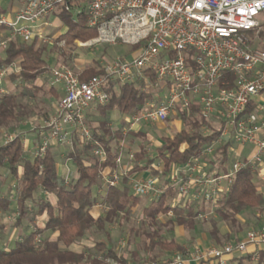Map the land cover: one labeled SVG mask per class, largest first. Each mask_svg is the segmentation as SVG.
<instances>
[{
    "label": "built area",
    "instance_id": "1",
    "mask_svg": "<svg viewBox=\"0 0 264 264\" xmlns=\"http://www.w3.org/2000/svg\"><path fill=\"white\" fill-rule=\"evenodd\" d=\"M76 1L24 0L18 10H0V27L23 43L36 39L49 43L50 38L39 30L48 26L49 17L60 6L66 12L81 13ZM85 5L87 25L97 36L79 46L125 45L139 47V51L132 58L104 66L103 75L85 81L65 67L51 70L49 85L61 87L63 97L53 114L34 128L39 135L34 156H44L52 147L71 145L73 132L91 141L88 112L109 103L112 84L138 82L145 85V91L151 87L156 95L143 110L129 117L125 133L142 122L166 121L176 108L185 111L191 105L209 121L218 122L222 133L198 157L175 167L168 185L159 176L132 178L135 196L154 201L171 189L177 193L176 206L193 199L202 209L217 205L244 169L251 168L264 185V0H86ZM8 44L0 41V51ZM59 44L65 46L64 41ZM190 52L197 54L195 67L187 62ZM12 74H20L17 64L0 71V96L11 92L7 84ZM162 92L165 96L160 97ZM15 138V132L4 134L5 143ZM228 139L242 150L249 146L251 152L239 155L226 173L209 171L210 157ZM93 157L105 161L106 152L94 149ZM121 162L119 155L117 163ZM103 181L116 187L121 179L111 172L104 174ZM207 215L200 212L197 217ZM263 247L264 226L222 248L179 254L161 264H224L226 257L245 253L259 262Z\"/></svg>",
    "mask_w": 264,
    "mask_h": 264
},
{
    "label": "trees",
    "instance_id": "2",
    "mask_svg": "<svg viewBox=\"0 0 264 264\" xmlns=\"http://www.w3.org/2000/svg\"><path fill=\"white\" fill-rule=\"evenodd\" d=\"M11 1L13 6L21 0ZM76 2L81 13L66 12L62 6L55 12L58 13L57 17L63 27L67 28L55 41H64L66 46L63 49L71 47L76 41L87 42L97 36V32L87 25L86 0ZM7 33H10L9 30L0 27V39L6 37ZM57 48L62 52V48ZM45 51L46 47L36 49L34 43L17 40L10 41L7 49L0 51V71L17 64L20 72L19 75L9 76L7 87L11 92L0 96V129H9L14 124L34 116L31 105L39 94L57 101L63 97L59 88L46 83L52 69L44 56ZM62 55L66 56L64 52ZM196 56L195 52L188 53L189 65L195 67L193 59ZM104 73L101 66L96 65L82 72L81 80L85 81ZM151 81L154 82L153 77ZM144 86L138 82L118 86L112 84L109 89V103L95 107L94 114L99 117L96 120L97 126L92 122L86 123L92 135L91 141L73 132L72 144L64 146L65 160L74 164L77 174V178L72 179L70 183L59 174L55 147L49 149L44 156H27L25 134L33 131L27 129L25 132H17L13 141L0 142V170L6 174V180L0 182V215L16 214L12 229L23 227L25 222L34 227L11 248L4 247L5 235L0 237V264H109V261L129 264L127 258L120 254L110 228L128 221L136 209L143 207L144 198L133 194L131 179L137 174L150 172L151 176L165 179V185H168V179L175 167L184 166L198 157L204 149L216 143L222 133L220 127H215L203 117L198 107L191 105L181 112L184 122L181 131L174 136L164 137L153 151H148L146 146L141 145L134 153L133 160L128 158V169H121V164L117 163L119 154L116 145L119 146V143L129 136L145 139L146 135L133 131L124 134L123 129L113 131L110 126L111 115L117 112L130 117L143 110L156 95L145 91ZM44 117L47 118L48 113H45ZM204 128H207L208 132L205 133ZM34 132L35 137L39 139L38 132ZM234 147L237 146L231 139L216 147L209 161V171L216 174L226 173L229 164H233L237 159L232 158ZM94 149L106 152L105 161L93 157ZM111 172L120 175L119 186L113 187L103 181L104 174ZM13 181L17 183V193L12 201L1 190L4 184ZM45 194L56 197V207L45 201ZM176 201L177 193L167 189L159 199L143 207V219L149 225H160L157 222L159 217H172L166 223L172 229L179 226L193 229L195 218L198 216L194 204L180 203L176 206ZM217 205L215 216L226 223L229 230L222 235L214 226L210 231V239L217 247L222 248L227 242L238 241L236 231L240 230V218L244 214L255 212L258 217V214L264 212V194L259 191L251 168L244 169L236 176ZM96 206L103 209V213L97 218L92 215ZM201 211L205 210L202 208ZM41 219L45 220L43 227L34 225ZM260 219L257 218L255 229L264 224V219L259 221ZM92 230H95L101 239L87 252L72 251L71 247L85 240ZM148 237L151 238L153 247H159L166 252H184L183 245L178 243L174 236L166 238L154 230ZM155 260V257L150 256L148 261ZM246 260L250 261L251 258L240 259L238 264H245ZM166 261L158 259L156 262L161 264ZM257 263L264 264V252Z\"/></svg>",
    "mask_w": 264,
    "mask_h": 264
},
{
    "label": "rangeland",
    "instance_id": "3",
    "mask_svg": "<svg viewBox=\"0 0 264 264\" xmlns=\"http://www.w3.org/2000/svg\"><path fill=\"white\" fill-rule=\"evenodd\" d=\"M24 0H21L20 2L14 3L16 5L15 7L21 8L22 3ZM12 1L11 0H0V10L1 11H9L11 8ZM13 5V6H14ZM58 13L52 14L49 17V23L48 26H43L41 29V34L50 38L51 42L45 43L41 42L40 40H34L31 43L35 44L36 49L40 47H46V51L44 53V56L46 59L50 62L51 69L61 68L65 67L73 72L82 75V72L85 70L96 67V65H100L101 69L104 71V66L109 65L110 63L118 60V59H128L132 58L136 52L139 51V48H134L130 46L125 45H119V46H106V45H98L95 47H81L79 44L81 43H87L84 41H76L71 47L64 48L65 46H61L59 43H56V39L61 35L62 33L66 32V27L59 24L60 22H57L55 19L57 17ZM2 38V37H1ZM19 41L18 38L11 35V33H7V36L0 39V41ZM91 41V40H90ZM62 48V52L58 50V48ZM65 50V51H63ZM65 53L66 56H63L62 53ZM99 63V64H98ZM51 74V72H50ZM50 74L46 77H48V81L45 79V82L49 84L50 81ZM150 86V85H149ZM152 88L150 87L147 89V91H152ZM154 93V90L151 92ZM160 97L165 96V92H162ZM57 100L50 98L49 96H43L39 94L37 96V99L34 101V103L31 105V109L34 110L35 115L32 117H29L23 122L14 124L9 129L2 128L0 129V142L4 140V134L5 133H11V132H25L27 129L31 130L33 132L25 134L28 136H25L26 142H25V151L27 153L28 157H32L34 155L36 148H31V146H34V142L31 145L28 139L33 140L31 137H35V130L38 125H41L47 118H49L53 112L54 108L57 104ZM30 110V109H29ZM183 110L178 107L176 110L170 115V117L163 122H142L140 125H138L136 128H134L133 132L135 130L139 129V133H147L149 134V138L145 137L143 139L142 137H127L125 140L121 141L119 143V146L116 145L118 148V154L120 155L122 162L125 157H129L131 154H134L136 151L139 150L141 145H144L147 147L149 151H153L156 146H158L164 137H171L174 136L178 130L181 128H184V122L181 119V112ZM45 113H48V117H44ZM97 118H99L97 115L93 113H90V122L94 124V126H97ZM112 120L114 121V124H116V127H119L121 124H124L123 127L127 131V121L129 119V116H121L118 113H113L111 115ZM115 126L113 125V131L115 130ZM215 127H219V125L215 124ZM204 131V130H203ZM21 132V133H22ZM28 138V139H27ZM36 141V140H35ZM36 143V142H35ZM39 143V140L37 141L36 145ZM34 147H37V146ZM115 147V144H114ZM53 148V147H52ZM237 147H234L233 150H236ZM243 154L246 156L251 152V148L249 146L245 147L242 150ZM57 160L59 164V169L62 171L64 176H69V174L73 170V164L72 162L65 160V153H64V147H58L57 151ZM238 155L233 154L232 158H237ZM213 157V156H212ZM210 157V158H212ZM127 160V159H126ZM125 160V161H126ZM232 162V161H230ZM71 163V164H70ZM74 165V164H73ZM229 166H232L230 163ZM123 170H127L126 168H123ZM0 173L2 174V177H0V182L6 180V174L3 170H0ZM255 183L257 187H260L262 192H264V185L261 184L257 177H255ZM6 196H16L17 193V183L8 182V184H4L2 187V190ZM37 196V195H36ZM178 201V199H177ZM152 202V199L150 198H144L143 201V207L148 205ZM190 203V202H189ZM175 204V202H174ZM194 208L196 212L200 213L202 212L201 206L197 205L195 201H193ZM143 207L136 209L130 219L125 222H120L110 228L113 234V238L115 242L117 243L119 247L120 254L127 258L129 261V264H147V263H158L156 262L158 259L165 260L168 258V256H176L179 254H190L192 252L196 251V247L199 246H208V247H217L210 239V231L213 229L214 226H216L220 233L223 235L227 233L229 230V227L226 223L222 222L215 216V210L217 209L218 205L212 206H204L203 209L205 210L204 213H207V217L204 218H195V226L193 229H189L184 226L175 227L172 229L171 226H168L166 223L172 219V217H159L157 219V222L160 223V225L152 224L149 225L146 223L145 219H143ZM177 208V207H176ZM101 209V208H98ZM103 209H101L102 211ZM94 217H98V213L95 211L93 212ZM260 215L255 214V212H248L244 214L240 218V230H237L236 236L239 240V237H242L246 235L248 232L252 230H256L254 228L255 223L257 222V218L260 219ZM0 218L3 219L2 216ZM14 220V217L12 219ZM12 221H10L12 223ZM261 221V219L259 220ZM3 222V220H0V223ZM14 223V222H13ZM24 225H31L28 222H25ZM35 225V224H34ZM33 226V225H32ZM261 226V224H260ZM259 226V227H260ZM24 227V226H23ZM19 228V232H17L16 239H18L17 236L21 235H27L31 232L29 229L25 228ZM258 227V228H259ZM154 230L158 231L159 234L166 238H172L174 236L175 240L177 242H180L184 245V252H166L161 250L159 247H153L150 240L151 238L148 237L149 234H152ZM17 231V230H15ZM46 234V236H48ZM13 238V237H12ZM14 239V238H13ZM101 237L97 234L95 230H92L88 233L86 239L80 243H78V246L80 249H82V252L89 251L94 244L99 241ZM157 241V239L155 240ZM229 242L225 243L228 244ZM15 244V243H14ZM155 257V261H148L149 257ZM138 259V261H136ZM171 259V258H170ZM140 260V262H139ZM169 260V259H168ZM245 264H258L255 261H245Z\"/></svg>",
    "mask_w": 264,
    "mask_h": 264
},
{
    "label": "crops",
    "instance_id": "4",
    "mask_svg": "<svg viewBox=\"0 0 264 264\" xmlns=\"http://www.w3.org/2000/svg\"><path fill=\"white\" fill-rule=\"evenodd\" d=\"M16 5H14V6H11V8H10V10L9 11H15V10H18L19 8H17V7H15ZM53 14H55V13H53ZM50 19H48V21H49ZM57 22H60V20L58 19V18H56L55 19ZM60 25H61V27H62V23L60 22L59 23ZM43 28V27H42ZM41 28V29H42ZM41 29L39 30V34L42 32L41 31ZM61 34H62V32H61ZM37 41L39 40V39H36ZM49 62V61H48ZM49 64H50V62H49ZM50 66H52L51 64H50ZM56 88H59V90L61 91V93L63 94V90H62V88L61 87H56ZM93 112H95V107L93 108V109H91L89 112H88V114H87V121L88 122H90V119H89V117H90V113H93ZM115 113H117V112H115ZM119 114V113H118ZM120 115V114H119ZM122 116V115H121ZM124 117H126V116H124ZM212 123H213V125L215 126V124H216V122L215 121H211ZM217 124L219 125V123L217 122ZM113 125L115 126L116 124H114V121L112 120V122H111V124H110V126H111V128L113 129ZM125 125L124 124H121L119 127H116L115 126V130L114 131H117V130H119V129H123V131L125 130L123 127H124ZM182 130V128L180 129V130H178V132L179 131H181ZM140 131H139V129H137V130H135V133L136 134H138ZM177 132V133H178ZM143 133V132H142ZM124 134H126L125 133V131H124ZM145 134V133H144ZM146 135V137H148L149 138V134H145ZM26 136H28V135H26ZM168 137V136H167ZM170 137V136H169ZM33 140H30V139H28L29 140V142L31 143V145L33 144V142H34V146L36 145V143H37V141H38V139L36 138V137H34V136H32L31 137ZM25 140H26V138H25ZM24 140V144H25V141ZM36 140V141H35ZM36 142V143H35ZM34 146H31V148L33 147V148H36V147H34ZM37 146V145H36ZM55 149L57 150L58 149V147H55ZM241 151H242V149L240 148V147H237V149L236 150H232V155L233 154H236V155H240L239 157H245V155L243 154V152L241 153ZM238 156H237V158H238ZM128 158L129 157H125L124 158V160H123V162H121V169H123V168H126V166H127V169H128V163H127V161H128ZM127 159V160H126ZM126 160V161H125ZM70 162V161H69ZM71 164V163H70ZM72 166H73V170H72V172L69 174V176L67 175V176H64L63 175V173H62V171L59 169V174L61 175V177H63L66 181H67V183H70V181L72 180V179H76L77 178V174H76V172H75V167H74V165L73 164H71ZM151 174H150V172H143V173H140V174H137V175H135L133 178H143V177H148V176H150ZM264 193V192H263ZM9 198L13 201L14 199H15V196H9ZM44 198H45V201L47 202V203H50L53 207H56V203H57V199H56V197L54 196V195H52V194H45L44 195ZM193 199H191L189 202L190 203H192L193 204ZM98 208H101L100 206H96L93 210H92V215H93V212H97L98 213V216L100 215V214H102L103 213V210L101 211V209H98ZM15 215L16 214H10V215H5V216H3L2 215V217H3V219L1 218L0 220H3V222H1L0 223V237H4V235H5V238H6V240L4 241V247H8V248H11V247H13L14 246V243L16 242V241H18V240H21V238L23 237V236H21V235H19V236H17L18 237V239H16L15 240V238H16V235H17V232H19V228L18 229H12L11 228V225L13 224V222L14 221H12V219H13V217H15ZM1 216V215H0ZM94 216V215H93ZM96 218V217H95ZM260 218L261 219H264V212L260 215ZM10 221H12V223L10 222ZM44 222H45V220H43V219H41V220H38L36 223H35V225H37V226H39V227H43V225H44ZM4 226V227H3ZM262 226H264V224H261V226L260 227H262ZM3 227V228H2ZM23 228H25V229H29V230H33V226L32 225H24V227ZM15 230H17V231H15ZM245 236V235H244ZM244 236H242V237H239V240H241V239H243V237ZM14 239H13V238ZM84 241V240H83ZM178 243H180V242H178ZM181 244V243H180ZM183 245V244H182ZM208 246H199V247H196V251L197 250H204L205 248H207ZM183 248H184V245H183ZM71 250L72 251H75V252H78V253H81L82 252V249H80L79 248V246H78V244H76V245H73L72 247H71ZM251 251H253V248L251 247L250 249H249V252H251ZM264 252V247H263V249H262V252H261V254ZM175 257V255L172 257V256H168V258H166L165 260H168V259H170V258H174ZM247 257H250L251 258V255H249V253H245V254H243V255H234V256H228V257H226L225 258V261H224V264H238V262H239V260L240 259H243V258H247ZM250 261H253V259L251 258V260ZM109 264H118L117 262H115V261H109ZM187 264H189V263H187ZM190 264H195V263H190ZM205 264H207V263H205ZM214 264V263H213ZM215 264H217V263H215Z\"/></svg>",
    "mask_w": 264,
    "mask_h": 264
}]
</instances>
